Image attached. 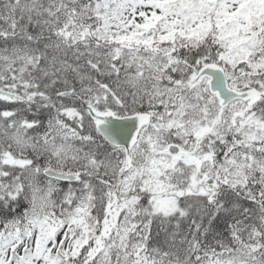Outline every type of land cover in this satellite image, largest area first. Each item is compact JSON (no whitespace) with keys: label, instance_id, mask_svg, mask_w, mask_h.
<instances>
[{"label":"snow or ice","instance_id":"1","mask_svg":"<svg viewBox=\"0 0 264 264\" xmlns=\"http://www.w3.org/2000/svg\"><path fill=\"white\" fill-rule=\"evenodd\" d=\"M0 264H264V0H0Z\"/></svg>","mask_w":264,"mask_h":264}]
</instances>
